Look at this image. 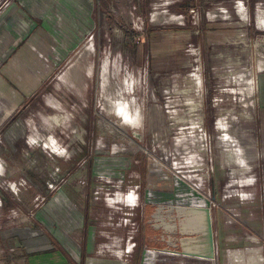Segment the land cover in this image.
Wrapping results in <instances>:
<instances>
[{
  "label": "rangeland",
  "instance_id": "obj_1",
  "mask_svg": "<svg viewBox=\"0 0 264 264\" xmlns=\"http://www.w3.org/2000/svg\"><path fill=\"white\" fill-rule=\"evenodd\" d=\"M68 1L0 0V264H66L52 232L138 264L143 202L208 206L215 264H264V4Z\"/></svg>",
  "mask_w": 264,
  "mask_h": 264
},
{
  "label": "water",
  "instance_id": "obj_2",
  "mask_svg": "<svg viewBox=\"0 0 264 264\" xmlns=\"http://www.w3.org/2000/svg\"><path fill=\"white\" fill-rule=\"evenodd\" d=\"M159 209L172 221L167 232V249L162 248L151 258L152 264H215L211 216L206 205L157 203L149 217L160 220ZM170 238V239H169Z\"/></svg>",
  "mask_w": 264,
  "mask_h": 264
},
{
  "label": "crops",
  "instance_id": "obj_3",
  "mask_svg": "<svg viewBox=\"0 0 264 264\" xmlns=\"http://www.w3.org/2000/svg\"><path fill=\"white\" fill-rule=\"evenodd\" d=\"M66 3H69L68 0H64ZM251 2H254L255 6L256 4L258 3H263L264 4V0H251ZM29 17V16H28ZM32 23L34 24V27L35 26H39V21H37L36 18L33 17H30ZM63 21H66L67 24L69 26H71V21L69 20V18L65 17V16H62V19H60V23L58 22V29L62 32L64 30H66L67 28L64 27L63 25ZM255 21L257 23V27L260 28V29H263L264 30V9H257L256 10V13H255ZM70 30H71V27H70ZM72 31V30H71ZM259 85H258V91L260 92V88L262 87V91H261V94L260 96L262 97L263 93H264V81H262L261 79H259ZM263 98V97H262ZM19 126V122L15 123L13 126H11L10 128H8V131L6 133V138L7 137H12L14 136V132L17 131V128ZM13 127V128H12ZM52 207V205H51ZM86 219V217L84 216L83 217V220ZM78 221L77 223H79V220H76ZM86 221V220H85ZM90 223V222H89ZM85 228L87 227V223H83V225ZM89 227H92L91 225ZM83 230V233H82V238H83V241H82V246L87 248V246L89 245H92V242H93V235H92V230H90V232H87V228ZM54 230V229H52ZM52 236L54 238H51L50 236H47L48 237V245L45 244V242H43V240H39L41 241V245L40 247L38 248H34V250H37V251H40V250H46L44 252H49V251H54V250H59V251H62L65 256L67 257L66 258V264H84L83 263V260H84V257L82 256L81 259L79 258V253L78 252H75V254H70L68 253L65 249V247L62 245V243L60 242V240L58 239L57 236H55L54 232H52ZM19 246H21V250L22 251H25L26 248L24 247V244L20 243ZM64 247L65 249H62L61 248ZM75 247V246H74ZM32 250V249H31ZM22 251L21 254L23 253ZM45 254V253H43ZM56 254L58 255L57 251H56ZM36 257V256H35ZM33 257V259L35 258ZM40 259V256L38 257ZM46 258V257H45ZM83 259V260H82ZM82 260V261H81ZM32 264H41L40 262L36 263L33 261Z\"/></svg>",
  "mask_w": 264,
  "mask_h": 264
},
{
  "label": "flooded vegetation",
  "instance_id": "obj_4",
  "mask_svg": "<svg viewBox=\"0 0 264 264\" xmlns=\"http://www.w3.org/2000/svg\"><path fill=\"white\" fill-rule=\"evenodd\" d=\"M152 203L143 202L142 209H143V221L138 232V240L137 246L138 254H137V263L138 264H152L151 258L155 256V252L161 250L162 248H169L168 243L166 242L167 239V232L161 231L160 227L169 228L172 221L164 216L165 212L162 209H159L160 215L158 218L160 220L153 221L149 216L148 213L154 209V206L157 204L152 205L149 209V205ZM149 209V210H148ZM170 239V238H169Z\"/></svg>",
  "mask_w": 264,
  "mask_h": 264
},
{
  "label": "trees",
  "instance_id": "obj_5",
  "mask_svg": "<svg viewBox=\"0 0 264 264\" xmlns=\"http://www.w3.org/2000/svg\"><path fill=\"white\" fill-rule=\"evenodd\" d=\"M13 51H14V49H13ZM13 51H12V52H13ZM12 52H11V53H12ZM22 97H24V99H25L26 96L22 95ZM22 97H21V98H22ZM22 99H23V98H22ZM21 102H25V100H22Z\"/></svg>",
  "mask_w": 264,
  "mask_h": 264
},
{
  "label": "built area",
  "instance_id": "obj_6",
  "mask_svg": "<svg viewBox=\"0 0 264 264\" xmlns=\"http://www.w3.org/2000/svg\"><path fill=\"white\" fill-rule=\"evenodd\" d=\"M239 5H237V3H236V5H235V8H237Z\"/></svg>",
  "mask_w": 264,
  "mask_h": 264
},
{
  "label": "bare ground",
  "instance_id": "obj_7",
  "mask_svg": "<svg viewBox=\"0 0 264 264\" xmlns=\"http://www.w3.org/2000/svg\"><path fill=\"white\" fill-rule=\"evenodd\" d=\"M128 123H129V125L132 124V122H128Z\"/></svg>",
  "mask_w": 264,
  "mask_h": 264
}]
</instances>
